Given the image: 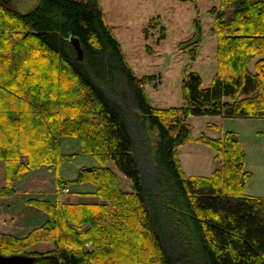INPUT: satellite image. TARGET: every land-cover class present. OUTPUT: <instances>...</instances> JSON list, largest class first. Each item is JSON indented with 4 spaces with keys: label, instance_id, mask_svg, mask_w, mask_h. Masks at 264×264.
<instances>
[{
    "label": "trees",
    "instance_id": "16d2710c",
    "mask_svg": "<svg viewBox=\"0 0 264 264\" xmlns=\"http://www.w3.org/2000/svg\"><path fill=\"white\" fill-rule=\"evenodd\" d=\"M209 13L217 35L211 85L204 87L198 72H187L183 104L161 108L146 95L145 84L154 76L138 78L125 62L99 0H40L27 13L0 1V161L6 182L0 200L44 165L55 170L58 187L70 191L72 183L89 182L96 188L83 195L100 199L54 204L27 198L46 219L24 236L0 231L1 254L34 257L30 264H264V196L244 192L252 174L238 133L198 138L216 151L209 176L187 175L178 156L192 139L191 115L264 117V0H220ZM194 25L193 57L200 20ZM71 36L79 38L83 58ZM91 71L99 77L119 73L131 88L160 166V186L171 184L173 201L164 210L182 218L178 250L169 243L156 193L145 185L127 113ZM66 137L77 138L79 153L98 161L71 181L60 175L62 164L77 154L63 152ZM120 174L132 191L122 188ZM38 243L53 248L28 250Z\"/></svg>",
    "mask_w": 264,
    "mask_h": 264
},
{
    "label": "rangeland",
    "instance_id": "374dc122",
    "mask_svg": "<svg viewBox=\"0 0 264 264\" xmlns=\"http://www.w3.org/2000/svg\"><path fill=\"white\" fill-rule=\"evenodd\" d=\"M1 1L11 9L27 13L34 9L40 0H15V3L9 0ZM99 3L107 23L120 42L124 60L134 74L138 78L154 76L145 84L151 105L161 108L182 105V82L187 72H198L203 86L211 85L217 66V35L213 30L214 16L209 10L213 6H219L220 0H99ZM196 19L201 22V39L193 57L191 48L194 46L193 42L198 39L194 25ZM163 31L164 37L161 36ZM118 63H114L116 70L119 69ZM91 77L100 84L112 101L126 111L134 139V152L140 163L145 185L156 193L158 210L171 239L169 243L173 249L178 250L180 232L176 228L181 227L182 218L180 214L169 215L164 210L165 204L173 201L171 184L168 181L167 188L160 186V166L153 155V144L146 140L138 113L133 108L131 88L119 73H115V76L106 74L99 77L91 71ZM188 122L192 128V139L180 146L178 154L187 175L209 176L213 170L216 151L198 138L203 134L217 138L227 130H232L243 140L246 151L245 168L252 174L245 184L244 192L264 196V117L191 115ZM62 150L67 154L77 153L72 161L62 164L60 175L63 179L71 181L83 166L98 164L93 156L79 153L80 143L77 138H64ZM110 166L115 168L113 162H110ZM55 176V170L48 169L45 165L27 172L14 183V194L0 200V219L8 221L12 217L10 213L14 210L18 214V224L22 211L24 216L25 212L30 214L25 203L29 197L50 200L54 204L68 201H100L97 196L83 195L95 190L93 184L72 183L69 185L70 191L66 192L61 186L58 187ZM120 177L122 188L132 191L131 181L122 174ZM5 183L3 164L0 161V187ZM16 207L18 208L15 209ZM29 224L30 228L37 226L34 219L30 220ZM49 248H53L52 243H42L28 250L44 252Z\"/></svg>",
    "mask_w": 264,
    "mask_h": 264
},
{
    "label": "crops",
    "instance_id": "0c3cea01",
    "mask_svg": "<svg viewBox=\"0 0 264 264\" xmlns=\"http://www.w3.org/2000/svg\"><path fill=\"white\" fill-rule=\"evenodd\" d=\"M250 67H251V69H253V64H251ZM27 207L29 208L28 209L29 210L28 212L30 214L28 215L27 212L24 211L25 212V216H24V213L22 211V216H21L20 222L18 224H16L18 222L17 221L18 214L14 210L10 213V216L12 215V217L8 221H3L5 219H3V220L0 219V231L5 232V233H10V234L18 235V236H24L30 230H32L34 228V227L33 228H30L29 227L30 226V224H29L30 223V220H32V219L36 220L37 226H39L40 224H42L45 221L46 215H45V213L43 211H39L38 209H36V208H34L32 206H29V205H27ZM17 208L18 207H16L15 209H17ZM31 213H32V215H31ZM29 218H31V219L29 220ZM31 226H33V224ZM41 244L42 243H38V244L34 245L33 247L36 248L38 245H41ZM46 250H50V248L49 249H46Z\"/></svg>",
    "mask_w": 264,
    "mask_h": 264
},
{
    "label": "water",
    "instance_id": "95a60500",
    "mask_svg": "<svg viewBox=\"0 0 264 264\" xmlns=\"http://www.w3.org/2000/svg\"><path fill=\"white\" fill-rule=\"evenodd\" d=\"M70 41L73 43L79 58H83V48L78 37L71 36ZM35 260L34 257L26 255H3L0 253V264H30Z\"/></svg>",
    "mask_w": 264,
    "mask_h": 264
},
{
    "label": "flooded vegetation",
    "instance_id": "af4514ba",
    "mask_svg": "<svg viewBox=\"0 0 264 264\" xmlns=\"http://www.w3.org/2000/svg\"><path fill=\"white\" fill-rule=\"evenodd\" d=\"M1 1V0H0ZM6 2H7V0H5ZM9 1H11L12 3L14 2L15 3V0H9Z\"/></svg>",
    "mask_w": 264,
    "mask_h": 264
},
{
    "label": "built area",
    "instance_id": "2783aa9c",
    "mask_svg": "<svg viewBox=\"0 0 264 264\" xmlns=\"http://www.w3.org/2000/svg\"><path fill=\"white\" fill-rule=\"evenodd\" d=\"M68 190H69L68 188L65 189V191H68Z\"/></svg>",
    "mask_w": 264,
    "mask_h": 264
}]
</instances>
